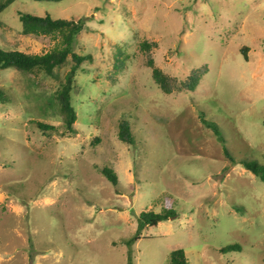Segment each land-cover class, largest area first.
Returning a JSON list of instances; mask_svg holds the SVG:
<instances>
[{
    "label": "rangeland",
    "instance_id": "obj_1",
    "mask_svg": "<svg viewBox=\"0 0 264 264\" xmlns=\"http://www.w3.org/2000/svg\"><path fill=\"white\" fill-rule=\"evenodd\" d=\"M19 13L80 21L73 49L91 57L73 79L72 134L54 100L70 55L58 79L0 69V264H169L177 248L187 264H264V183L238 162L264 164V0H13L0 48L42 54L60 37L20 33ZM148 59L180 79L208 72L164 93ZM167 207L126 244L142 211Z\"/></svg>",
    "mask_w": 264,
    "mask_h": 264
},
{
    "label": "trees",
    "instance_id": "obj_2",
    "mask_svg": "<svg viewBox=\"0 0 264 264\" xmlns=\"http://www.w3.org/2000/svg\"><path fill=\"white\" fill-rule=\"evenodd\" d=\"M13 0L0 1V12L11 3ZM34 1H58V0H34ZM20 21V33L30 35H57L60 37V46L53 47L51 50L42 54L25 53L19 50H4L0 48V69L15 68L22 72H34L42 71L45 75L52 78H59V73L55 71V68L63 65L67 57L70 55L72 64L69 70L65 73L64 78L59 80L58 88L55 91L54 100L56 101L58 112L63 121V127L67 133H75L74 122L76 121V112L74 105L72 104V91H73V79L79 65L85 59H90V55H80L73 49V44L77 35L83 29V24L78 20L64 19V18H52L46 14L44 16H38L29 13H19ZM143 45L149 48L150 45L145 42ZM247 47L241 49L243 58L247 60ZM147 65L151 68V77L157 86L164 93H171L172 91H194L202 77L208 72V65L206 63L201 64L196 68H192L185 78H178L174 75L165 73L160 68L154 66L153 60L148 59ZM0 100H3V93L0 91ZM204 114L203 112H201ZM204 123L210 128L213 134L216 136L220 143L224 144V135L218 128V126L208 120H204ZM38 129L44 133L49 134L50 131L57 130L53 124L45 122H36ZM129 122L126 119H122L119 122V137L123 141H132L131 131L129 128ZM49 132V133H48ZM223 151L227 158L234 162V157L230 154V151L223 145ZM239 164L246 169L252 171L255 176L259 177L264 183V164H260L255 159L238 161ZM237 162V163H238ZM101 173L113 184L117 182V176L111 167L103 166ZM176 215L175 211L171 208H165L161 212H154L152 210L142 211L138 216V227L136 233L133 236L128 237L125 242L128 246L139 238V232L146 226L157 225L160 221L169 219ZM241 245L234 243L229 244L220 249L221 252L239 251ZM187 258L185 252L181 248L174 249L169 254V264H187Z\"/></svg>",
    "mask_w": 264,
    "mask_h": 264
}]
</instances>
